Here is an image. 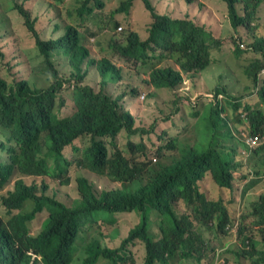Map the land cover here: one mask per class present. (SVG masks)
I'll use <instances>...</instances> for the list:
<instances>
[{"label":"trees","instance_id":"trees-1","mask_svg":"<svg viewBox=\"0 0 264 264\" xmlns=\"http://www.w3.org/2000/svg\"><path fill=\"white\" fill-rule=\"evenodd\" d=\"M56 1L63 2V0ZM133 1L122 2L114 11L115 15L125 14L130 20L142 24V21L138 20L140 16H132ZM222 1L228 6V17L235 30L239 28L241 22L236 5L244 3L249 7H255L262 3V0ZM142 2L146 10L152 11L150 0H142ZM100 5L103 6L104 3ZM84 7L81 9L84 10ZM87 12L91 13L92 10L89 9ZM25 16L28 18L27 15ZM25 26L33 36V27ZM170 27H174L176 32H170ZM58 29L59 27H56L55 31ZM151 32L152 39L156 43L160 41L164 45L171 46L181 55L178 62L179 71L175 73L170 70L160 71L154 79L148 81L155 89L177 92L185 87V80L206 75V71L213 65L216 67L226 65L224 59L212 55L213 51L221 48V41L214 40L208 46V35L189 23H171L165 18L156 17V23ZM51 34L54 41L50 44L38 42L42 54L47 59V62L43 61L46 71L50 74L53 70V65L49 61L53 54L64 52L70 57L79 74L80 64L88 55L87 51L79 45L78 36L82 37L79 29L67 26L64 35L59 38H55L53 31ZM136 35L137 33L128 31L121 42L113 39L110 44L113 55L117 47L126 55L137 58L144 55L146 44L139 43ZM252 52L258 55V58L240 67L237 72L245 69L246 76L252 85H255L258 83L260 73L264 71V37L256 39ZM89 65H96L104 74V87L107 84H119L124 80L123 68L108 58H102L98 62L92 59ZM238 78L242 83L246 82L240 76ZM238 78H229L226 84L218 85L221 90H217L216 94L224 93L227 98V88L237 85ZM41 90L42 88L34 87L25 80L10 84L0 77V126L10 130L14 139L8 148L0 146V264H29L30 257L26 254L27 251L43 256L47 264H70L71 242L78 228L79 212L66 209L63 202L50 196L49 183L46 180H42L40 184L28 183L32 177L48 178L60 182L61 186H67L71 182L70 171L74 165L73 168L77 171L80 168L88 169L114 183L121 184L118 190L104 192L102 204L92 198L87 179L81 176L76 180L78 187H81L88 199L87 209L112 210V223L115 222L116 214L134 212L139 214V223L129 231L125 239L133 241L135 238H140L145 241L148 250L146 264H153L155 259H162L167 253L173 255L179 246H182L187 256L199 253L201 248L208 247L207 238L201 239L192 233L186 236L184 227L189 225L188 222L185 219L178 220L172 213L170 203L179 197L190 201L196 198L207 211L219 210L221 226L234 224L236 219L226 216L224 210L218 205L205 203L193 188L195 180L200 177L199 173L210 167L213 155L192 159L190 162L183 159L179 163L184 164V167L174 172L168 171L169 156H166L165 150L171 151L191 142L181 138L169 141L165 148L158 149L159 161L156 163L149 158L148 148L143 142L146 136L151 134L150 131L134 126L133 134H126L129 137L140 135L142 141L134 143L129 140L126 148L120 149L117 138L122 133L121 129L126 128L130 131L132 119L136 123L133 114L120 104L123 96L114 98L104 90L95 95L88 88L80 89L77 97L78 113L70 118L63 117V112H60L64 106L58 104L55 88L48 91ZM195 90L198 91L199 88L195 86ZM174 95V104L181 108L187 107L191 102L190 96ZM201 98L203 97L200 96ZM230 99L242 100L233 97ZM200 105L211 113L212 119H216L220 113L218 106ZM56 109L57 114L54 113ZM243 109L251 112L247 105ZM82 134H93L89 140V147L82 157L67 164L61 159L60 152L65 145ZM206 139L215 145L229 146L234 149L236 144H242L233 135L228 138ZM252 156L254 160H250V163L256 167V156L254 153ZM229 164L230 160L220 158L214 166V177L221 185H228ZM195 168L198 170L193 173ZM249 207V213L242 214L240 217L238 230L241 244L246 248L240 247L233 253L236 254L241 249L238 256L242 258V264H264V195ZM153 210H159L165 218L159 231L164 238L161 243H153L148 232V213ZM14 211L19 212L14 214ZM38 211H47L51 217L43 233L37 238H30L27 222ZM6 214L9 219L3 221ZM251 220H253L252 223ZM215 233L218 235V231ZM214 244L216 240L212 239L210 245ZM105 253L110 254L111 258L114 254L109 251ZM230 264H237V262L233 260Z\"/></svg>","mask_w":264,"mask_h":264},{"label":"clouds","instance_id":"clouds-1","mask_svg":"<svg viewBox=\"0 0 264 264\" xmlns=\"http://www.w3.org/2000/svg\"><path fill=\"white\" fill-rule=\"evenodd\" d=\"M150 2L152 11H147L151 14V19L142 17L145 20L144 24H139L138 22L133 21L134 24H132V29L130 30L137 33L135 37L139 43L146 44L144 55H141L138 58L131 55H126L123 54L118 47L115 49V54L113 55V52L110 50L115 58L117 57L122 63H124V65H118L117 63L112 61V59L108 58L113 63L117 64V66L123 68L125 72V77L121 83L107 84L104 87V74L100 70H98L96 65H89V61H91L92 59L96 62H98L99 60L92 57L90 47L86 44L85 40L83 39V36H78V42L79 45L87 51L88 55L80 64L79 74L76 72L70 60V57L64 52H60L59 54L54 53L53 56L49 59V61L53 65V70L49 74L50 84L48 85V87L42 88L41 91H48L52 88H55L57 90V102L58 104H62V106H64L65 108L68 101L64 97V91L66 90L67 84L69 85V88L72 89V102L74 105V111L70 115L64 117L72 118L78 113L77 97L80 89L88 88L95 95L99 94L101 90H104L105 92L114 97L115 91L121 88L124 89V91L121 95L117 97L123 96V99L121 101H123L126 97L129 98L131 102L129 105H121L126 110L130 111L136 119V116L130 109V106H134L140 102L143 103L146 99V94L143 93L139 97H136V95H132V93L138 94V90H136L135 92L134 90L133 92L127 90V87L125 85L131 80L130 72L134 71L132 68H129L127 64L132 63L135 68L141 67L145 69V74L148 76L146 83L149 87L153 86L149 84L148 81L154 79L158 72L170 70L175 73L180 70L178 65V62L181 59L180 53H178L175 48L164 45L160 41L156 43L152 39L151 29H153L156 23V17L165 18L171 23L185 22L191 24L196 29L208 35V46L214 40L221 41V48L219 50L213 51L212 55H227L231 58V60L232 55H236V61H238L243 55L252 52V48L256 43L257 38L264 37V35L262 34V31H264V0H262V3L258 4L255 7H249L244 3L236 5L237 15L241 22L238 29L235 30L233 28L234 34L231 35V38L234 41V44L232 50H227L225 43L222 40V37L224 35V25L217 19V16L214 11L210 9L202 0H150ZM14 10L18 11L20 18L23 19L22 21L24 24V28L26 27L25 25H30L31 27H33L34 46H36L37 48V54L40 59L42 58L41 61L43 60L47 62L46 57L42 54L40 50L38 42L40 41L44 44H50L52 41H54L51 31L49 30V28L43 27L42 31L45 32L46 37L42 38L40 36V33L36 32L35 28L38 20L32 18L31 13L22 6H18L17 8H14ZM24 14L27 15L28 18H26ZM228 21L230 22L229 17ZM259 23H261V25H259ZM134 28L136 29L134 30ZM142 29H144L143 33H141L140 31ZM118 30L122 31V27H119ZM169 31L174 33L176 32V29L174 27H170ZM26 32L29 33L28 31ZM245 35L246 40L240 42L241 37ZM114 39L118 41V39ZM92 67H95L97 71L99 90H96V88L91 83H89V79H93L96 77L94 72L91 71ZM262 73H264V71ZM200 76L201 75H199L196 79L188 80L189 90L187 92H184L182 89L177 92L171 91L174 94L190 96L191 102L188 103V106L185 108H181L175 105L176 107L169 117H166L161 121L154 122L153 126L149 130L151 134L147 136H149V138H152L153 135L156 136L157 129H159L163 123L172 122L173 119H175L176 121L177 119L181 125L180 127L183 129V133H180L182 135L177 138L182 139V137H187V139L184 140H188L191 143L183 147L171 150V154L168 158L167 170L174 172L180 169V167H184V164L179 163V161L183 159H185L187 162H190L192 159H201L206 155H213L214 157L210 161V167H207L201 173H199L200 177L195 180L193 188L196 189L198 195L202 197L205 203H212L218 205L224 210L226 216H230V219L234 218L236 220L233 225L230 224L227 226L226 224H224L221 226V213L219 210H205L201 202L196 198L191 201L187 200L184 197L177 198L176 200L170 203V207L172 213L178 220L183 221L185 219L188 222L189 225L184 227L186 236L192 233L194 235H197L201 239L207 238L208 247H203L200 249L199 253H193L191 256H187L183 252L182 246H179L175 249V253L173 255L167 253L164 255V258L155 259L153 261V264H185L187 262H190L192 264H225L224 251L230 246L231 243L235 242L236 244H238L239 248L241 247V249L246 248L241 244V241L238 240L240 217L244 212L243 210L241 211V209H243V207L245 206V202L243 200L244 188H251L257 183H259L261 180H264V80L260 82L258 78V83H256L255 85H252V82H250L249 88L241 93L238 91L231 92L228 90V95L230 97L242 99L238 101L230 99L228 95L226 98V94L224 93L216 94V91L221 90V88L215 84L209 85V83H202L199 79ZM20 81L24 80H18L17 82ZM195 86L199 88L198 91L195 90ZM153 89L154 90L149 92L153 93L154 103H157V101L161 100V96H168L171 93L169 90L166 89H161V91H159V89H155L154 87ZM200 96H202L203 98L200 99ZM200 101H203V104H212L213 106H218L220 108V113L216 119H212L211 117H209L208 122L205 121L204 117L210 112L205 107L200 105ZM246 105L250 108V113L243 109V107H245ZM54 113H58L57 109L54 111ZM210 122L211 127L208 124ZM134 126H136V123H134L132 119L131 130L129 131L126 128H122L121 131L122 133L125 132L129 135H132ZM194 126L197 129L196 134L192 133L191 131ZM202 127H206V129L204 133L199 134V129H201ZM0 132L6 139L5 141L0 142V146L4 148L10 147L12 145V141L14 140L11 131L0 126ZM165 133L166 132L163 130V135H165ZM127 134L126 136L128 138V142L129 140L134 143H139L142 141V137L140 135L136 136H140L141 141L135 142L133 140L135 136L129 137ZM121 135L122 134H119L117 138V144ZM230 135H233V137L238 138L242 143L236 144V149L224 145H215L214 143L206 139L228 138ZM92 136L93 134H82L74 138L69 144L65 145L62 148L60 152L61 159L63 161H66L67 164H70L73 163L76 159L82 157V155L86 152L89 147V140ZM161 136L162 134L159 135V141H161ZM174 139L176 138H173L171 140ZM78 141H80L79 145L77 144ZM143 142L147 146L146 140H144ZM118 146L120 149H124L119 144ZM110 147L111 146L109 145V150H111ZM252 153L255 154L257 159L256 167L250 163V157H253ZM220 158L230 160V164L228 167V174L230 177L228 185H221L219 183V187L231 189L228 195V199L232 205L230 209V214L222 200L210 201L203 193L206 192L208 189V177L210 174L212 175V178L216 183L213 169L215 164L220 161ZM152 159L157 163L158 158L154 157ZM73 167H75V165ZM73 167L71 168V171H73ZM80 170L87 171L89 174L109 180L108 178L104 176H99L96 173H90L91 171H89L88 169L80 168L78 171ZM197 170L198 169L195 168L193 173H196ZM246 173H248L249 176H246ZM187 174L190 175V173ZM81 176L83 177V174L79 177ZM88 187L92 198L95 201H98L103 204V197L105 195L104 191L97 188L96 184L90 181L88 183ZM77 193L78 200L76 202V205L74 206H68L56 197L59 201L64 203L63 206L66 209L70 211L79 212L78 228L71 242L72 260L70 264H74L76 260L77 247L75 240L76 238L78 239L80 230L84 222L86 220H92L94 222H97L98 220H103L104 222L112 223L113 216L112 210H109L107 208H102L99 210H88L86 207L88 199L86 197L85 192L81 190V187H78ZM178 205H183L182 211H179L177 209ZM236 209L239 210L235 214ZM154 211H156L159 215V221L157 225L158 233L155 234L151 230V217ZM43 213L47 214V218L42 224L41 231L37 235H32L30 231V224L38 217V215H41ZM100 213L103 214L101 215ZM116 215L115 220L117 218ZM134 215L139 216V214ZM148 215V232L152 237V242L161 243L164 238L159 231L162 227L163 220H161V217L163 216L159 210L150 211ZM50 217L51 214L47 211L36 212L33 218L27 222L28 236L30 238L39 237L43 233L45 225L49 221ZM139 221L140 220H137L135 224H138ZM132 227L129 229V231L132 229ZM129 231L127 232L126 236L119 241V244L116 247L109 246L107 244V239H104V241L94 239L85 249L88 256L84 261V264H99L102 261H104L106 264H129V262L134 264L135 260L131 257L130 247H133L138 243H140L143 247V264H146L148 258V250L145 241L140 238H135L133 241H127L125 238L127 237ZM215 231H218V235L215 233ZM221 238L226 239V241L222 242ZM212 239L216 240V244L210 245ZM106 251L114 253L112 255V258L110 257V254L106 255ZM26 254L30 257L29 264H47L43 256L36 255L32 251H27ZM213 254L215 255V260L212 257ZM232 261L233 260L228 262V264H230Z\"/></svg>","mask_w":264,"mask_h":264},{"label":"rangeland","instance_id":"rangeland-1","mask_svg":"<svg viewBox=\"0 0 264 264\" xmlns=\"http://www.w3.org/2000/svg\"><path fill=\"white\" fill-rule=\"evenodd\" d=\"M125 0H63L62 3H58L56 0H0V77L6 80L8 83H14L18 80H26L32 86L38 88H46L50 84L49 73L45 70L41 59L38 56V51L36 46H34V38L32 34L27 33L26 27L24 28L23 19L20 18L18 11L14 10V7L19 5L27 9L32 18L38 20L36 23V32L40 33L42 38L46 37L43 27L49 28L50 31L55 33L56 38L64 35L65 28L68 25H73L80 29V32L85 40L86 44L90 47L92 57L100 60L103 57L112 59L118 65H124L117 57L115 58L110 51V44L114 38L121 42L123 36H125L128 31L132 29L133 20L125 14L115 15L116 8H119L122 2ZM210 9L214 11L217 19L224 25V35L222 37L227 50H232L234 41L231 35L234 34L233 27L228 21V6L221 0H202ZM104 3L103 6L100 4ZM83 6L84 10L81 9ZM92 10L88 13V10ZM132 16H141L138 20L142 21L143 18L151 19V14L145 9L142 0H134L131 7ZM261 25V23H259ZM59 27L57 31L55 28ZM122 27V31L118 28ZM136 28H134L135 30ZM143 33L144 29L140 30ZM264 35V31H262ZM50 37V36H49ZM246 40V35L241 37L240 42ZM34 46V47H33ZM216 58H222L225 60L223 66H211L207 71L206 75H201L199 77L202 83H209V85H219L222 86L226 84L229 78L235 79L238 76L246 82L242 83L238 78V84L235 86L228 87L229 91L243 92L250 86V79L246 76L245 69L237 72V70L247 65L250 61H255L258 55L252 52L243 55L238 61L236 55H232L231 58L227 55H215ZM172 64V63H171ZM129 68L134 71L130 72V81L126 83L127 90L130 92L138 90L139 97L141 94H146V99L143 103H138L134 106H130V109L136 116V126L140 129L150 130L155 121H161L162 119L169 117L175 109V95L170 93V95L161 96V100L154 103L153 93L149 92V86L146 81L148 76L145 74V69L141 67L135 68L132 63L127 64ZM94 72L95 78L89 79L96 90H99V83L97 78V71L95 67L91 68ZM264 80V73H260L259 81ZM185 87L182 88L184 92L189 90L188 80H185ZM124 89H118L115 91L114 97H117L123 93ZM161 91V89H159ZM131 95V96H132ZM64 97L67 99L68 103L65 108L60 112H63V117L70 115L74 111V105L72 102V89L69 88L67 84L66 90L64 91ZM203 101H200V104ZM131 102L128 97L120 104L129 105ZM211 127V122L208 123ZM179 121L173 119L172 122L163 123L159 129H157V135L152 138L146 136L148 155L149 158H158L157 152L158 148H165L168 141L181 136L183 129L180 127ZM206 127L199 129V134L204 133ZM163 130L166 132L163 135ZM181 131V132H180ZM187 131V130H186ZM192 133L196 134L197 129L195 126L191 129ZM170 132V133H169ZM119 137L118 144L125 148L128 142L126 133H121ZM162 136L161 141H159V135ZM182 139H187V137H182ZM5 137L0 132V142L5 141ZM135 142L141 141L140 136H135L133 139ZM80 144V141L77 142ZM111 149V147H110ZM72 152V151H71ZM1 154V151H0ZM166 156L171 154V151L165 150ZM71 157V156H70ZM253 160V157H250ZM159 160H157L158 162ZM77 169L73 168L71 171V184L67 186H61L58 181L50 180L48 178H33L28 184L38 183L40 184L42 180H46L49 183L48 194L55 196L61 201H63L68 206L76 205L78 200V184L76 182L77 177L83 174V177L88 181L96 184L97 188L104 192L114 191L121 188L120 184L112 183L105 178H100L95 175L89 174L87 171L80 170L76 172ZM92 173V172H90ZM246 176H249L246 173ZM264 195V180H261L255 186L251 188H244L243 200L245 206L243 210L244 215L248 214L250 211L249 205L254 204L261 196ZM177 209L179 211L183 210V205H178ZM239 209H236L235 214ZM18 211H14V214ZM101 215L103 213H100ZM134 214H137L134 212ZM134 214H120L116 215L117 218L114 223L104 222L103 220H98L94 222L92 220H86L80 230L78 239L76 238L77 254L74 264H84L87 258V253L85 251L86 247L94 240L99 239L104 241L107 239V244L111 247H116L119 241L126 236L129 229L140 220V216ZM47 218V214L43 213L38 215V217L30 224V231L32 235H37L42 228V224ZM9 217L7 214L2 219L7 221ZM152 232L158 233V221L159 215L156 211L152 213ZM165 218L161 217V220ZM253 220H251V223ZM135 224L132 228H134ZM250 234V230H248ZM235 236V235H234ZM238 238V237H237ZM235 239V238H234ZM233 239V240H234ZM238 240H240L238 238ZM222 242L226 239L221 238ZM239 246L235 242L231 243L230 246L225 249V264H228L231 260H236L237 264H242L243 260L238 256L239 251L234 254L233 252L238 249ZM131 257L135 260L134 264H143V247L140 243L130 247ZM145 255V249H144ZM212 257L215 260V255ZM99 264H106L104 261ZM129 264H132L129 262ZM185 264H192L187 262Z\"/></svg>","mask_w":264,"mask_h":264},{"label":"crops","instance_id":"crops-1","mask_svg":"<svg viewBox=\"0 0 264 264\" xmlns=\"http://www.w3.org/2000/svg\"><path fill=\"white\" fill-rule=\"evenodd\" d=\"M154 90L153 87H149V91ZM210 113H208L204 119L206 122H208V118L210 117ZM231 189H226V188H221L219 187V183L216 181L214 182L212 175L210 174L208 177V189L206 192H203L204 195L208 198L210 201H218L222 200L225 207L227 208L229 214H230V209L232 207L228 195L230 193Z\"/></svg>","mask_w":264,"mask_h":264}]
</instances>
